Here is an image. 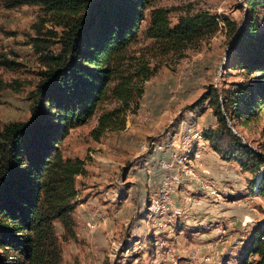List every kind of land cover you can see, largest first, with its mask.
Here are the masks:
<instances>
[{"label": "rangeland", "instance_id": "374dc122", "mask_svg": "<svg viewBox=\"0 0 264 264\" xmlns=\"http://www.w3.org/2000/svg\"><path fill=\"white\" fill-rule=\"evenodd\" d=\"M160 7L170 10L172 26L181 16L210 11L222 27L183 50L166 51L147 33L151 10ZM246 17L245 0L152 1L120 63L139 89L127 101L120 99L113 94L119 82L114 77L94 115L60 145L65 158L84 162V172L75 177L76 236L63 240L64 229L56 222L60 264L242 263L254 228L264 223V198L253 184L258 176L216 152L210 141L194 140L186 163L195 175L179 165L168 174L178 180L166 196L168 172L160 164L170 158L173 141L180 145L188 125L202 134L218 128L209 101L197 105L210 87L224 96L235 84L259 76L229 63L232 36L222 18L242 25ZM256 20L264 28V7L257 9ZM62 32L61 20L41 5L0 0V131L30 118L32 93L47 69L46 56L61 50ZM141 67L150 74L145 81L135 77ZM109 112L114 115L100 124ZM228 126L264 153V109L247 124L229 118Z\"/></svg>", "mask_w": 264, "mask_h": 264}, {"label": "trees", "instance_id": "16d2710c", "mask_svg": "<svg viewBox=\"0 0 264 264\" xmlns=\"http://www.w3.org/2000/svg\"><path fill=\"white\" fill-rule=\"evenodd\" d=\"M152 1L25 0L61 20L62 47L57 55L46 56L47 69L32 93L30 118L9 122L0 131V264L61 263L56 222L64 229L63 240L76 236L75 177L84 172V162L65 158L60 145L72 129L94 115L114 77L119 82L113 94L120 99L127 101L139 89L131 86L133 78L122 74L120 63ZM245 2L247 17L242 25L222 18L232 36L229 63L259 76L235 84L224 96L212 86L197 105L209 101L218 121L217 129L204 131L205 139L216 152L258 176L253 184L264 198V153L228 126L229 118L247 124L264 109V28L256 20L264 0ZM150 16L148 36L166 51L183 50L222 27L221 18L210 11L181 16L174 26L166 8H153ZM140 76L142 81L148 79L146 67L135 74ZM112 115L103 114L100 124L106 125ZM246 248L241 264H264V223L254 228ZM254 255L258 258L250 260Z\"/></svg>", "mask_w": 264, "mask_h": 264}, {"label": "built area", "instance_id": "2783aa9c", "mask_svg": "<svg viewBox=\"0 0 264 264\" xmlns=\"http://www.w3.org/2000/svg\"><path fill=\"white\" fill-rule=\"evenodd\" d=\"M189 74L192 73L191 70L188 72ZM236 132V130H235ZM180 145H177L175 141L171 143V146L173 147V150L170 152V158L167 160H163L161 162V168L164 169L166 172L165 173V179H164V195L168 196L170 195L173 191V182L177 176H170L168 174L173 173L174 169H176L179 165H182L186 169H188V173L190 175H195L194 170L190 168L187 165L188 158L190 157V154L192 153V144L194 140H198V142L203 141L204 135L198 131L196 127L193 125H188L186 128H184L181 136H180ZM144 148H147V145H143ZM183 149H185V153L181 152ZM197 158L200 157L198 154H196ZM158 203V200H154V206Z\"/></svg>", "mask_w": 264, "mask_h": 264}, {"label": "crops", "instance_id": "0c3cea01", "mask_svg": "<svg viewBox=\"0 0 264 264\" xmlns=\"http://www.w3.org/2000/svg\"><path fill=\"white\" fill-rule=\"evenodd\" d=\"M128 143V142H127ZM127 145H129V143L127 144ZM165 154H167L166 152H165ZM168 155V154H167Z\"/></svg>", "mask_w": 264, "mask_h": 264}]
</instances>
